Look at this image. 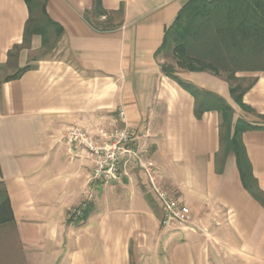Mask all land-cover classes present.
Masks as SVG:
<instances>
[{
  "label": "crops",
  "instance_id": "0c3cea01",
  "mask_svg": "<svg viewBox=\"0 0 264 264\" xmlns=\"http://www.w3.org/2000/svg\"><path fill=\"white\" fill-rule=\"evenodd\" d=\"M187 1L101 0L105 13L96 16L93 0H47V14L63 28L55 46L41 56L34 34L12 58L27 7L0 0V73L29 66L0 83V187L9 204L0 216V264H264V205L243 187L232 152L216 170L219 112L196 118L194 97L160 68L165 29ZM251 74L249 112L232 100L224 76L177 73L224 98L234 120L260 124L264 70L235 75ZM121 109L142 135L158 182L188 207L192 229L161 224V205L137 169L90 189V154L67 151L69 129L95 137L99 128L121 127ZM242 141L264 191V129L243 132ZM88 195L90 212L79 224L70 212Z\"/></svg>",
  "mask_w": 264,
  "mask_h": 264
},
{
  "label": "trees",
  "instance_id": "16d2710c",
  "mask_svg": "<svg viewBox=\"0 0 264 264\" xmlns=\"http://www.w3.org/2000/svg\"><path fill=\"white\" fill-rule=\"evenodd\" d=\"M28 12L24 24L23 39L14 45L12 52L28 47L31 36L40 35L42 47L55 46L63 28L47 14V0H23ZM122 7L110 14H120ZM91 12L96 16L104 14L101 0H93ZM110 20L103 21L108 26ZM172 46V55L179 67L190 71H210L224 76L229 84L232 100L243 110L253 111L243 102V95L251 84L242 87L239 71L264 70V0H188L179 10L173 22L165 29L161 52ZM13 58V53H8ZM6 66V65H5ZM161 71L187 90L195 100L194 115L200 118L208 110L219 112V151L216 153L217 172L223 169L229 152L235 157L243 187L264 205V191L258 186L252 174L251 164L242 141L247 130L264 129V115H259L262 123L253 124L243 119L233 122V108L219 95L202 90L194 84L180 79L172 65H160ZM29 66L17 68L0 80L7 81L21 76ZM9 209L4 188L0 190V216L3 208ZM90 212L87 205L81 213L84 222ZM0 222L3 219L0 218Z\"/></svg>",
  "mask_w": 264,
  "mask_h": 264
},
{
  "label": "built area",
  "instance_id": "2783aa9c",
  "mask_svg": "<svg viewBox=\"0 0 264 264\" xmlns=\"http://www.w3.org/2000/svg\"><path fill=\"white\" fill-rule=\"evenodd\" d=\"M118 118L121 127L112 130L99 128L95 137H90L84 129L76 126L63 136L67 151L72 156L76 157L81 149L90 154L92 168L88 179L89 188L92 189L93 184L98 182L129 176L130 172L137 169L161 205V224L170 227L177 223L184 229H192L188 207L158 182L157 169L147 158L146 148L140 142L142 135L127 124L123 109L118 111ZM88 199L89 195L70 212L79 224L82 223L81 213L88 205Z\"/></svg>",
  "mask_w": 264,
  "mask_h": 264
},
{
  "label": "rangeland",
  "instance_id": "374dc122",
  "mask_svg": "<svg viewBox=\"0 0 264 264\" xmlns=\"http://www.w3.org/2000/svg\"><path fill=\"white\" fill-rule=\"evenodd\" d=\"M172 46H173V44H171L170 46H169V48H165V49H163L160 53H159V60H160V62H161V64H165V65H172L173 66V69L175 70V73H176V75H177V73L180 71V72H182V71H185L186 69H184V68H182V67H179L178 65H177V63H176V61L174 60V58H173V55H172ZM45 49L46 48H43V50H41V51H39V54L42 56V55H44L46 52H45ZM13 54H16V52L15 51H13ZM11 61H12V59H11ZM260 66L259 67H263L264 65H262V64H259ZM6 71V72H5ZM15 71V69H6V70H4V72H1L0 73V78L2 77V75L4 74V73H6V74H9V73H12V72H14ZM178 76V75H177ZM253 80H254V77L252 76V74L251 75H248V76H243L242 77V80L240 81V84H241V86L242 87H246L247 85H249V84H251L252 82H253ZM239 109L241 110V111H245V110H243V109H241L240 107H239ZM233 114H234V112H233ZM238 118H240V117H238ZM238 118H236V119H238ZM236 119L234 120L233 119V121L235 122L236 121ZM240 119H243V118H240ZM244 120V119H243ZM255 122H258V123H262V119L259 117V118H256V120H255ZM0 190H1V187H0ZM195 228V227H194Z\"/></svg>",
  "mask_w": 264,
  "mask_h": 264
}]
</instances>
